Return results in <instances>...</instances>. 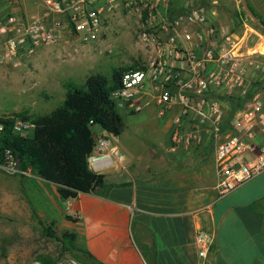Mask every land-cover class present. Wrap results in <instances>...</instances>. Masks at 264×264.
I'll return each mask as SVG.
<instances>
[{
	"label": "built area",
	"instance_id": "obj_1",
	"mask_svg": "<svg viewBox=\"0 0 264 264\" xmlns=\"http://www.w3.org/2000/svg\"><path fill=\"white\" fill-rule=\"evenodd\" d=\"M40 1L43 8L31 20L25 23L11 15L3 25L12 35L8 39L12 54L30 56L39 47L58 42L65 29L97 37L101 10L95 7V0ZM205 3L181 0L164 14L156 0L144 3L150 28L139 37L150 56L138 68L123 73L121 87L111 97L119 112L139 114L153 107L159 118L171 115V152L203 144L207 137L215 149L217 187L225 193L264 172V146L257 141L264 134V98L254 92L224 131L221 125L227 105L220 98H248L250 73L256 81L264 78V66L258 62L264 55L256 51L260 44L248 49L245 40L213 24ZM4 129L0 122V133ZM33 129L30 121L20 119L12 126L15 135L24 137ZM107 135L104 130L95 133L94 151L88 159L95 172L111 167L113 157L123 161ZM0 170L11 176L34 177L20 169L10 149L3 151ZM195 244L198 257L208 264L212 234L199 229Z\"/></svg>",
	"mask_w": 264,
	"mask_h": 264
},
{
	"label": "rangeland",
	"instance_id": "obj_2",
	"mask_svg": "<svg viewBox=\"0 0 264 264\" xmlns=\"http://www.w3.org/2000/svg\"><path fill=\"white\" fill-rule=\"evenodd\" d=\"M148 1L154 0H95V7L101 10V27L96 38L65 29L58 42L43 45L26 56L12 54L9 50L8 39L12 35L3 30V25L11 14L1 7V0L0 116L20 112L32 116L49 114L62 104L68 84L83 89L88 75L109 76L114 68L145 63L150 52L139 36L150 28L143 10V4ZM24 3L21 19L26 23L43 6L40 0H24ZM164 3L165 11L175 9L172 0ZM243 11L240 6L236 20L245 21L264 36V30ZM236 29L241 31L238 26H233V30ZM244 43L248 48L257 45L256 39ZM262 45L264 47V43L259 46ZM258 62L264 66V59L259 58ZM249 78L251 86L255 83V74L250 73ZM227 111L228 106L224 109V118ZM119 113L124 120V131L120 136L108 135V138L124 161L118 164L117 158L113 157L114 164L103 173L116 171L122 176L118 179L122 182L127 179L122 167L130 162L141 169L151 165L149 171L155 194L164 191L172 195L192 189L203 194L214 187V196H220L223 191L217 187L215 149L207 137L203 144H192L193 149L188 153H169L172 125L166 126L165 119L159 118L153 107L134 115ZM99 130L94 128L95 133ZM27 134L32 135L31 132ZM156 160L159 162L155 164ZM39 179L36 176H11L0 170V264H41V260L54 264H80L72 258V250L63 244L66 233H78L77 225L67 218L69 215L62 206H57L55 195L49 189H46L48 195H40L43 190L38 187ZM166 180L170 183H165Z\"/></svg>",
	"mask_w": 264,
	"mask_h": 264
},
{
	"label": "crops",
	"instance_id": "obj_3",
	"mask_svg": "<svg viewBox=\"0 0 264 264\" xmlns=\"http://www.w3.org/2000/svg\"><path fill=\"white\" fill-rule=\"evenodd\" d=\"M164 1L156 0L162 14L166 9ZM180 1L172 0L174 8ZM199 1H206L204 5L210 20L216 26L242 41L256 39L257 44L264 43L261 33L245 21L236 20L241 6L239 0ZM2 2L1 7L7 14L17 20L21 18V10L26 3L24 0ZM247 3L264 20V0H247ZM233 26H238L241 31H234ZM262 48L259 46V49ZM257 82L256 92L260 89L259 95L264 98V78ZM161 119H165L167 126L172 116ZM263 140L264 134H261L257 141L262 144ZM190 145L171 152L168 141L167 151L181 155L193 149ZM89 167L94 171L90 164ZM150 168L151 165H148L141 169L130 162L122 167L127 175L122 182L118 180L122 176L116 171L112 174H105L104 170L98 172L105 176L107 184H131L112 189L108 198L79 194L76 199L63 202L55 185L39 179L38 187L43 190L40 195H48L46 189H49L55 195L57 206H62L69 216L78 218L75 224L84 247L102 264H148L147 255L152 248L156 251L157 264H203L195 244L199 229L214 238L206 260L208 264H264V172L216 197L214 187L203 194L197 189L172 195L162 190L160 194H155ZM165 183L170 182L166 180Z\"/></svg>",
	"mask_w": 264,
	"mask_h": 264
},
{
	"label": "trees",
	"instance_id": "obj_4",
	"mask_svg": "<svg viewBox=\"0 0 264 264\" xmlns=\"http://www.w3.org/2000/svg\"><path fill=\"white\" fill-rule=\"evenodd\" d=\"M256 16L264 24V20ZM139 66L137 62L129 67L114 68L109 76L101 73L88 75L83 89L68 84L62 104L49 114L32 116L20 112L0 116V122L5 126L0 133V161L3 151L10 149L20 169L55 185L63 202L76 199L79 194L108 198L112 189L128 187L130 183L107 184L103 174L90 169L88 159L94 151L95 127L114 137L124 131V120L111 96L121 87L123 73ZM258 83L250 86L246 99L238 96L225 98L228 111L221 125L222 131L228 128L234 113L243 108L246 100L256 92ZM16 119L34 125L31 136L13 133ZM67 218L74 223L78 221ZM48 231L51 236V229ZM63 244L72 250V258L80 264H102L86 250L79 233H66ZM147 262L157 264L155 248L147 255ZM41 264L54 263L41 260Z\"/></svg>",
	"mask_w": 264,
	"mask_h": 264
},
{
	"label": "water",
	"instance_id": "obj_5",
	"mask_svg": "<svg viewBox=\"0 0 264 264\" xmlns=\"http://www.w3.org/2000/svg\"><path fill=\"white\" fill-rule=\"evenodd\" d=\"M241 7L244 9V11L248 14L250 19L255 22L257 25H259L264 30V24L261 23V21L258 19V17L255 15V13L251 10L249 7L247 0H239Z\"/></svg>",
	"mask_w": 264,
	"mask_h": 264
},
{
	"label": "bare ground",
	"instance_id": "obj_6",
	"mask_svg": "<svg viewBox=\"0 0 264 264\" xmlns=\"http://www.w3.org/2000/svg\"><path fill=\"white\" fill-rule=\"evenodd\" d=\"M261 47H263V45ZM256 51H259L258 53L263 55L264 54V47L262 49L258 48V49H256Z\"/></svg>",
	"mask_w": 264,
	"mask_h": 264
}]
</instances>
